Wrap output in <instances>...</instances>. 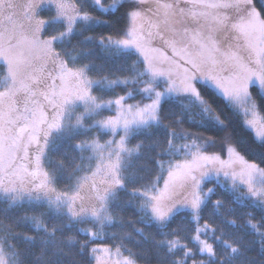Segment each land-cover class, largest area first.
<instances>
[{
    "label": "snow or ice",
    "instance_id": "1",
    "mask_svg": "<svg viewBox=\"0 0 264 264\" xmlns=\"http://www.w3.org/2000/svg\"><path fill=\"white\" fill-rule=\"evenodd\" d=\"M0 264H264V0H0Z\"/></svg>",
    "mask_w": 264,
    "mask_h": 264
}]
</instances>
